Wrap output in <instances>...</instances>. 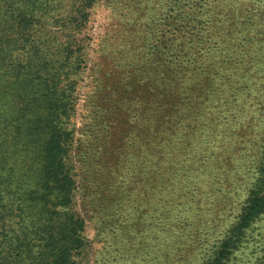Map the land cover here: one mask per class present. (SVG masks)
<instances>
[{"label": "rangeland", "instance_id": "obj_1", "mask_svg": "<svg viewBox=\"0 0 264 264\" xmlns=\"http://www.w3.org/2000/svg\"><path fill=\"white\" fill-rule=\"evenodd\" d=\"M89 12L65 158L83 221L72 260L205 264L264 163V0ZM225 264H264V212Z\"/></svg>", "mask_w": 264, "mask_h": 264}, {"label": "trees", "instance_id": "obj_2", "mask_svg": "<svg viewBox=\"0 0 264 264\" xmlns=\"http://www.w3.org/2000/svg\"><path fill=\"white\" fill-rule=\"evenodd\" d=\"M95 1L0 0V264H74L84 243L65 158ZM259 174L205 264H225L264 212V163Z\"/></svg>", "mask_w": 264, "mask_h": 264}]
</instances>
